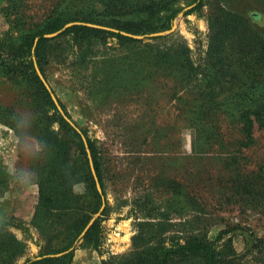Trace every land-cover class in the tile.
<instances>
[{
	"label": "rangeland",
	"instance_id": "rangeland-1",
	"mask_svg": "<svg viewBox=\"0 0 264 264\" xmlns=\"http://www.w3.org/2000/svg\"><path fill=\"white\" fill-rule=\"evenodd\" d=\"M91 1L0 0V241L23 244L16 264L61 249L66 226L87 215L89 197L73 183V212L34 219L46 126L64 138L68 167L81 162L36 86L2 76V57L10 58L17 28L52 15L69 21L100 7ZM226 12L243 18L238 32ZM163 32L134 44L66 35L47 45L46 81L94 147L105 203L87 222L98 221V246L83 245L81 232L71 264H128L150 247L221 232L232 264H264V113L250 116L248 138L242 105L229 99L248 65L264 63V0H202L198 12L179 14ZM214 103L221 106L199 107Z\"/></svg>",
	"mask_w": 264,
	"mask_h": 264
},
{
	"label": "trees",
	"instance_id": "trees-1",
	"mask_svg": "<svg viewBox=\"0 0 264 264\" xmlns=\"http://www.w3.org/2000/svg\"><path fill=\"white\" fill-rule=\"evenodd\" d=\"M96 1L99 3V8L92 5V9H88L79 17L69 21H63L60 17L52 15L42 24L35 25L27 31H21L17 27H14L17 28L18 36L12 39L10 43L9 48L12 51L5 53L6 56L9 54L10 58L5 59L2 57L3 63L6 60L5 66L1 68L3 72L2 76L7 77L9 81L13 80L14 76H16L15 81L18 77H22L36 86L44 100V105L54 112L55 121L59 126L60 133L62 132L68 136L81 162V168H77L76 171L68 167L66 161L67 148L65 147L64 138L59 137L57 133L54 134L46 126L47 137L42 144L45 159L43 165L37 168L36 174L38 196L34 219L46 220L53 212L60 213L61 215L73 212L79 199L78 196L76 199L73 196L74 193L71 191L73 183L83 184L84 190L89 197L87 215L79 221L72 222L66 226L63 247L34 259H27L23 264H71L74 255L72 247L77 237L86 226L90 216L95 214L102 204L101 196L96 190L95 182L88 166L80 136L57 112L48 92L35 73L34 62L46 79L44 66L47 65V45L50 41H54L55 38H61L66 35L77 41H97L110 37L123 44L140 42L123 36L120 33H113L84 25H75L67 28L59 36L52 39H45L43 35L62 30L68 22H81L112 28L132 35L149 36L153 33L170 30L174 19L179 14L198 12L202 7V0H92L91 2L96 3ZM225 15H232L231 18L235 22L232 32H238L241 26L239 22L243 18L229 12H226ZM17 21L19 23V18H17ZM243 24L249 25L245 20ZM226 32L230 33L228 30ZM251 36H253V39L256 38L258 40L257 35L251 33ZM35 38L39 40L32 52ZM150 39L158 40L159 38ZM247 41H250V45L255 47V41L246 38L244 42ZM0 42L3 43V40H0ZM181 73H183L186 80L190 78V74L187 71H181ZM236 82V85L232 86L229 99L234 103L242 105L241 107L244 110L240 111L241 118L245 123L244 131L249 138L253 125V122L249 119L250 116L254 115L262 118L263 115L261 113H264V63L261 65H248ZM239 83H242V85H238ZM209 91L214 95L213 90L210 89ZM58 102L65 115L72 120L59 100ZM218 105L220 104L214 103L212 105H199V107L210 109L217 108ZM81 132L86 137L95 173L102 188L101 170L94 147L87 138L86 133L82 130ZM52 138H55V141ZM98 228V221H96L82 238L83 245L94 248L98 246ZM223 234L224 232H221L214 240L201 236L170 247H150L136 253L128 264H184L190 258H199L203 264H232L233 260L231 256L233 255L230 249L227 255L223 253V248H228L229 245L223 246V244L219 243L222 240ZM0 237H5L1 231ZM6 241L8 244L6 247L0 241V264H16V260L20 257L18 252L21 251L22 253L23 244L11 236H8ZM69 249L72 250L59 257H44L50 254L65 252Z\"/></svg>",
	"mask_w": 264,
	"mask_h": 264
},
{
	"label": "water",
	"instance_id": "water-1",
	"mask_svg": "<svg viewBox=\"0 0 264 264\" xmlns=\"http://www.w3.org/2000/svg\"><path fill=\"white\" fill-rule=\"evenodd\" d=\"M75 25H84V26L91 27V28L103 29V30H106V31H109V32H113V33H120L121 35L129 37V38H132L134 40H141V39H144L145 37H159V36H163L164 34H166V32H159V33H153V34H151L149 36L132 35V34H129V33H125V32H122V31L119 32L118 30H115V29H112V28H108V27L99 26V25H95V24L81 23V22H70V23L65 24L64 27L62 28V30H58V31H56L54 33H50V34H44L43 38H45V39L55 38V37L59 36L60 33L63 30H66L67 28H70V27L75 26ZM38 40H39L38 38L34 39L33 47H32V50H31L32 52H33ZM34 69H35V73H36L38 79L42 83V85L45 88V90L48 92V94H49V96H50V98H51V100H52L57 112L60 114V116L63 118V120L66 123H68L73 128V130L80 136V139H81V141L83 143V146H84V149H85V153H86V157H87V161H88V166H89L91 175L93 177V180L95 182L96 190L99 193V195L101 196L102 204H101V207H100V210H99V212H101L102 209L104 208V205H105L104 197L102 195V189H101V186H100V184L98 182V179H97V176H96V173H95V169H94V166H93L91 153H90V150H89L88 145H87L86 137L82 134L81 130L73 123V121H71L65 115L64 111L62 110L61 106L59 105V103L57 101V98L53 94L49 84L47 83L46 79L43 77L42 73L40 72V70L37 67L35 62H34ZM92 223H93V219L87 224V226L85 227V229L82 231L81 235L79 236L78 240L81 239V237L84 236V234L87 232V230L89 229V227L91 226ZM70 250L71 249H69L68 251H65L63 253H59V254L52 255V256L58 257V256H61V255L65 254V253L69 252Z\"/></svg>",
	"mask_w": 264,
	"mask_h": 264
}]
</instances>
